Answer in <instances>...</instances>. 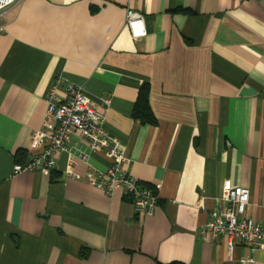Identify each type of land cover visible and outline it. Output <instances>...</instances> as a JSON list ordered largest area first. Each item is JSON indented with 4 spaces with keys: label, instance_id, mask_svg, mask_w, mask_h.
Instances as JSON below:
<instances>
[{
    "label": "crops",
    "instance_id": "obj_1",
    "mask_svg": "<svg viewBox=\"0 0 264 264\" xmlns=\"http://www.w3.org/2000/svg\"><path fill=\"white\" fill-rule=\"evenodd\" d=\"M0 27V264H240L245 246L199 230L224 181L264 221V0H20ZM58 80L59 94L83 88L129 174L156 190L152 215L88 184L102 153L65 174L69 152H87L76 133L54 169L13 173ZM143 83L153 124L132 116Z\"/></svg>",
    "mask_w": 264,
    "mask_h": 264
},
{
    "label": "built area",
    "instance_id": "obj_2",
    "mask_svg": "<svg viewBox=\"0 0 264 264\" xmlns=\"http://www.w3.org/2000/svg\"><path fill=\"white\" fill-rule=\"evenodd\" d=\"M20 0H0V19ZM126 24L135 38L146 32L139 12L128 10ZM1 30V27H0ZM62 84L56 81L47 92L46 110L39 128L31 133L30 158L15 164L13 173L24 169H54L56 153L68 150L71 135L76 133L87 144V152H69L67 176H73L75 159L86 160L89 155L102 153L109 160L104 170L95 169L87 177L89 185L112 195L120 188L130 198L136 213L152 215L158 203L154 188L139 181L128 172L129 160L124 145L112 137L104 128V116L99 112L83 88L73 83L64 85V93H57ZM250 194L245 187L224 181L220 194L215 199L214 209L208 220L200 227V234L223 236L232 247L235 242L246 247L247 253L240 264H256L255 253L264 251V221H256L245 214Z\"/></svg>",
    "mask_w": 264,
    "mask_h": 264
},
{
    "label": "trees",
    "instance_id": "obj_3",
    "mask_svg": "<svg viewBox=\"0 0 264 264\" xmlns=\"http://www.w3.org/2000/svg\"><path fill=\"white\" fill-rule=\"evenodd\" d=\"M132 116L135 119H138L143 123H149V124L155 123V117L152 113V110L149 104V86L147 83H143L142 86L138 90L137 99L134 105ZM128 199L130 201L129 197ZM167 264H183V263L170 262Z\"/></svg>",
    "mask_w": 264,
    "mask_h": 264
}]
</instances>
